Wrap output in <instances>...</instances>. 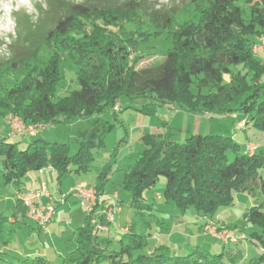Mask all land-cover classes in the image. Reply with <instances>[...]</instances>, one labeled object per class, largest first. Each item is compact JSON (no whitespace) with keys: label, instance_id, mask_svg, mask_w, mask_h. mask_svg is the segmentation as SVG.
I'll return each mask as SVG.
<instances>
[{"label":"trees","instance_id":"16d2710c","mask_svg":"<svg viewBox=\"0 0 264 264\" xmlns=\"http://www.w3.org/2000/svg\"><path fill=\"white\" fill-rule=\"evenodd\" d=\"M62 10L55 17L54 26L45 31L43 45L30 54L19 52L8 64L0 65V78H7L0 81L3 115L17 113L32 123H65L77 116L114 108L119 98L125 96L134 103L140 102L145 113L168 104L193 113L239 112L264 132V62L253 52L255 42L264 37V0L201 2L193 9L194 17L183 22L171 17L160 21L155 13L144 16L139 0H124L117 5L74 3ZM164 33L168 42L164 56L153 65L140 67L147 54L145 50L150 54L152 47L140 46L139 41ZM43 52L51 54L46 58ZM63 58L76 67L79 88L54 101L52 97L64 79ZM44 59L45 65L40 66ZM226 75L229 81L225 80ZM27 135L13 136L11 125L5 122L4 136L0 138V182L17 190L14 216L20 214L23 222L27 207L22 185L29 172L52 168L61 181L73 171H88L96 159L93 146L104 145L101 136L100 143L93 137L80 141L78 151L72 153L69 143L36 138L21 148L22 138ZM143 139L144 150L126 171L123 181L132 193L131 206L137 212L153 208L145 193L152 189L159 175L168 178L165 201L175 204L181 212L193 208L213 216L221 206L234 204L236 192L258 193L264 198V178L260 173L264 153L248 150L251 143L258 148L261 142L255 139H250L252 142L245 148L232 135L194 134L182 142L154 135ZM109 167L98 174L96 184L84 185L96 187V215L87 213L84 225L78 228L76 246L59 264H226L230 251L224 242L216 252L194 251L180 256L174 251L166 253L165 247L159 245L153 252L137 253L151 238L138 232L136 223L124 226L118 239L95 232L93 217L108 229L111 225L103 214L104 208L113 205L103 196ZM117 199L118 196L113 201ZM57 203L62 204L56 200L49 204L56 209ZM245 220L260 228L251 239L260 248V254L250 264H264V205L251 207ZM14 223L0 216V264H55L45 255L20 256L10 252L7 248L15 237ZM236 239L233 244L241 241L237 234ZM234 252L228 258L237 263L243 252Z\"/></svg>","mask_w":264,"mask_h":264},{"label":"rangeland","instance_id":"374dc122","mask_svg":"<svg viewBox=\"0 0 264 264\" xmlns=\"http://www.w3.org/2000/svg\"><path fill=\"white\" fill-rule=\"evenodd\" d=\"M208 1L139 0L144 16L155 13L159 16L160 21L165 17H171L179 22L193 16V9L198 3ZM123 2L124 0H0V11H2L0 15V65L8 64L9 60L19 52L30 54L37 47L43 45L45 31L54 26L57 14L67 8L69 4L117 5ZM165 36L166 33L158 38L139 41L138 45L145 44L149 46V49L152 47L150 54L145 50L144 53L147 54L140 63V67L153 65L164 56L168 48ZM263 40L264 37H260L255 42L253 52L264 62L261 56L264 51H259L264 50ZM50 54V52H43L42 55L48 58ZM46 60L44 59L40 66H44ZM76 72L77 69L72 62L63 58L64 79L58 85L55 96L52 97L54 101L67 97L73 90L79 88ZM6 79L0 78V81L5 82ZM225 80L229 81L228 75L225 76ZM33 96L35 95L33 94ZM142 108L140 102L134 103L128 97L123 96L119 98L114 108L107 109L100 114L77 116L69 119L68 122L52 125L45 122H27L17 113L5 116L0 111V138L4 136L5 122L12 125L14 121H22L26 125L39 126V129L44 127V130L34 135L29 134L23 137L20 143L21 148L27 146V141L40 138L47 142L69 143L71 152L76 153L80 141H89L94 137L100 143V136L104 139L103 146H93L92 151L95 153L96 159L86 172L76 173L73 171L63 176L61 181L51 169H46L44 174L32 172L24 177L23 185H26L28 192H37L45 186L48 193L55 189L54 199L62 202V204H56L52 230L48 236L38 231L35 221L25 219L26 223H29L27 225L24 224L20 214L14 216L13 205L18 197L17 190L11 184L0 182V216H6L11 221H15L14 225L16 226L15 237L7 248L13 255L37 254L41 249L46 251L55 264L61 263L66 256L64 248L75 246V243L71 241L77 240L78 228L84 225L87 215L79 201L69 193L70 189L86 183L96 184L98 174L108 165L110 166L107 170L109 179L104 187L107 193L106 197L113 201L115 200L113 195L117 192L123 203L124 211L115 213L110 228L101 232L103 237L118 239L124 233V226L136 223L138 232L149 234L151 238L149 244L137 253L153 252L159 245L165 247L166 253L171 254L174 251L180 256L188 255L194 251L211 250L216 252L223 247L224 242L228 244L227 249L230 251L229 254H226V264H250L254 258L259 256L260 248L251 239H254L252 233L260 231V228L257 225L247 224L245 213L253 206L264 205L262 195L236 192L234 204L227 207L221 206L213 216H205L195 212L193 208L181 212L175 204L165 201L164 191L168 178L165 175H159L152 189L145 193L147 201L152 203L153 208L146 209L143 213L132 208V193L123 186V180L126 171L130 170L134 161L144 150L143 137L146 135L182 142L194 134L229 136L234 134L237 136L234 138L242 144L247 139H255L264 143V132L257 130L252 122L248 123L246 120L242 121L241 126L248 123L247 127L243 130L237 129L236 120H233L229 114L193 113L175 104L157 106L152 113H145L141 111ZM15 137L22 136L20 134ZM259 151L262 150L257 148L256 152ZM262 152L264 153V150ZM229 155L232 157L233 153L229 152ZM260 173L264 178V168ZM157 195H161V198H158ZM242 227L243 231H241ZM225 230L236 233L238 237H241V241L233 244L236 239L229 245L219 237L220 232ZM232 250L233 253L236 250L243 252V257L237 263H232L228 258V255L232 256Z\"/></svg>","mask_w":264,"mask_h":264},{"label":"built area","instance_id":"2783aa9c","mask_svg":"<svg viewBox=\"0 0 264 264\" xmlns=\"http://www.w3.org/2000/svg\"><path fill=\"white\" fill-rule=\"evenodd\" d=\"M262 47H264V40L262 41ZM264 51V50H259ZM15 122V121H14ZM11 125V134L13 136L20 135L23 136L25 134H36L39 131L43 130L42 126L40 129L39 126L35 125H26L22 121L15 122ZM20 126V128H18ZM20 133V134H19ZM257 149V145L249 144L248 150L250 153H254ZM70 193L79 201L81 207H83L86 212L90 215L95 216V206L98 202V194L95 186H84L80 185L70 190ZM44 195L51 196L48 193V190L45 186L41 188V190L37 192H24L22 194V198L27 207V215L37 221L41 226H46L49 221L52 219L53 214L55 212V207L52 204H44L39 202V198H42ZM114 199L117 198V194L113 196ZM120 208L116 206L115 202L113 205H110L107 208H104L103 214L105 219L109 223H113L115 218V213L119 211ZM92 224L96 226V231H107L108 227L104 224H98L96 217H93ZM221 235V236H220ZM219 237L224 239L226 242L235 241L236 234L233 232H229L228 230L220 232Z\"/></svg>","mask_w":264,"mask_h":264},{"label":"crops","instance_id":"0c3cea01","mask_svg":"<svg viewBox=\"0 0 264 264\" xmlns=\"http://www.w3.org/2000/svg\"><path fill=\"white\" fill-rule=\"evenodd\" d=\"M261 56H262V58L264 59V54H262L261 53ZM242 116L243 115H241V113H233V114H231L230 115V117L233 119V120H236V128L237 129H241V130H243V129H245L246 127H247V124L245 125V126H241V123H242V121L244 120H246V121H248V119H245V118H247V117H245L244 116V118H242ZM233 137H235V138H237V136L236 135H232ZM249 142H252V140H250V139H247V141L245 142V143H242V146L245 148V146H246V144H248ZM258 148H260L262 151L264 150V143L262 142V143H258ZM46 169H51V171L53 172V173H55V171L52 169V168H43V169H41V170H39V171H31V172H29L26 176H28L29 174H31L32 172H41V173H45V170ZM77 173V172H76ZM124 181V180H123ZM89 184H93V183H86V184H84V185H89ZM95 184V183H94ZM22 188L25 190V192H28L27 190H26V185L24 184V185H22ZM48 190V189H47ZM54 190L55 189H52V192H49V194L51 195V196H48V195H44L42 198H39V201L40 202H42V203H51V202H54V198H55V194L53 193L54 192ZM104 191H105V188H104ZM58 194V193H57ZM106 191H105V194L103 195L104 196V198H106L107 199V197H106ZM117 194V196H118V199L116 200V201H111V200H109L110 201V203H117V205H120V210L119 211H117V212H123L124 211V207H123V203L121 202V200L119 199V195H118V193L117 192H115V194L114 195H116ZM113 195V196H114ZM26 219H29V220H32L33 222L35 221L34 219H32V218H30L28 215L26 216ZM53 220H54V217H52V219H51V221L46 225V226H41L37 221H35V224L37 225V227H38V231L39 232H42V233H44L46 236H48V233H50L51 232V230H52V222H53ZM27 221L25 220L24 221V224H29V223H26ZM72 243H75V246H76V240L75 241H71ZM72 246H73V244H72ZM75 246H73V248L75 247ZM73 248L72 247H68L67 249L66 248H64V253H65V255H67V253H69L71 250H73ZM37 254H41V255H45V256H47V257H49L48 256V254H46V251H42L41 249H40V251H38V253ZM52 259V258H51Z\"/></svg>","mask_w":264,"mask_h":264},{"label":"bare ground","instance_id":"6f19581e","mask_svg":"<svg viewBox=\"0 0 264 264\" xmlns=\"http://www.w3.org/2000/svg\"><path fill=\"white\" fill-rule=\"evenodd\" d=\"M2 14V11H0V15ZM1 17V16H0Z\"/></svg>","mask_w":264,"mask_h":264}]
</instances>
